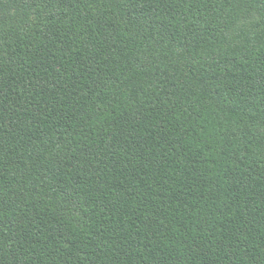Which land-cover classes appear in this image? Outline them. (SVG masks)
Here are the masks:
<instances>
[{"label": "trees", "instance_id": "16d2710c", "mask_svg": "<svg viewBox=\"0 0 264 264\" xmlns=\"http://www.w3.org/2000/svg\"><path fill=\"white\" fill-rule=\"evenodd\" d=\"M0 264H264V0H0Z\"/></svg>", "mask_w": 264, "mask_h": 264}]
</instances>
